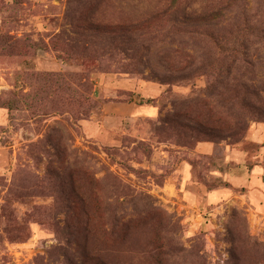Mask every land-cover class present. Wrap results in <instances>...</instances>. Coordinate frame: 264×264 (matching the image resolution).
<instances>
[{"label": "rangeland", "instance_id": "rangeland-1", "mask_svg": "<svg viewBox=\"0 0 264 264\" xmlns=\"http://www.w3.org/2000/svg\"><path fill=\"white\" fill-rule=\"evenodd\" d=\"M179 1L0 0V264H264V0Z\"/></svg>", "mask_w": 264, "mask_h": 264}, {"label": "trees", "instance_id": "trees-1", "mask_svg": "<svg viewBox=\"0 0 264 264\" xmlns=\"http://www.w3.org/2000/svg\"><path fill=\"white\" fill-rule=\"evenodd\" d=\"M171 2V6L175 5V4H180L179 0H169ZM237 5L236 11L240 12V15H244V13H246L245 11V4L243 5V1L242 0H226V1H219L217 3H214V5L212 4V6L209 8V10L205 13V15H201V16H196L194 19V22H199L200 24H204L203 21H209V20H213L214 17H219L221 16V13H223V11L227 10L228 8L231 7L232 4L234 3ZM235 37H236V42L234 44L238 43V48L235 47H231L230 51L224 56L226 58L227 61L231 62V65H234L235 63H247L249 64V62L247 61V56L248 54V48L246 46L245 43H251L250 42V38L251 39H258L261 38L262 40H264V30L258 31V30H249L248 32H246L244 29H240L239 27H235ZM233 43V40H232ZM213 45H215V41H213ZM218 60V59H217ZM219 61V60H218ZM214 63H216L215 61H213ZM208 66H213L211 63H208ZM232 67V66H230ZM229 68V67H228ZM228 68L226 69L228 71ZM112 179H114L113 181V186L114 184L119 183L121 185V183L119 182V179H117L115 177V175L111 174ZM120 187V186H119ZM118 187V188H119ZM99 184L98 181L94 180L93 177L91 176V178L89 179V187H88V193L91 196V198H95L96 201H98V199L100 198V194H99ZM75 198L77 199V201L83 206V204L85 203L84 206L87 205V202L85 201V197L83 196V194H80L78 191L75 190ZM120 224V228L123 231V237L126 236V233H128L129 231L132 230V224L131 221L128 222H120V220L118 221ZM91 261L93 262V264H96L98 259H96L95 257H93L91 259ZM97 264H103L101 263V261H99Z\"/></svg>", "mask_w": 264, "mask_h": 264}, {"label": "crops", "instance_id": "crops-1", "mask_svg": "<svg viewBox=\"0 0 264 264\" xmlns=\"http://www.w3.org/2000/svg\"><path fill=\"white\" fill-rule=\"evenodd\" d=\"M147 110H151L150 108H148ZM146 113L145 114H148V113H152L153 111H145Z\"/></svg>", "mask_w": 264, "mask_h": 264}]
</instances>
